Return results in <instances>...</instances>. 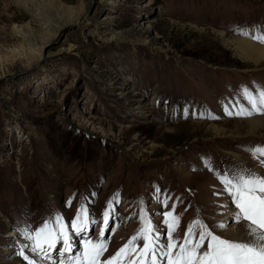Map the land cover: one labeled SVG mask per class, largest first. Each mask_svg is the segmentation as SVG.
Here are the masks:
<instances>
[{"label": "rangeland", "instance_id": "374dc122", "mask_svg": "<svg viewBox=\"0 0 264 264\" xmlns=\"http://www.w3.org/2000/svg\"><path fill=\"white\" fill-rule=\"evenodd\" d=\"M258 26L264 0H0V264H59L62 242L33 252L18 229L70 225L83 206L95 241L116 194L104 260L137 232L141 206L164 233L175 204L177 240L198 218L233 240L215 227L229 222L215 172L264 175L246 150L264 146L247 122L264 114H225L264 86V59L232 42L264 47L241 34Z\"/></svg>", "mask_w": 264, "mask_h": 264}, {"label": "snow or ice", "instance_id": "6c2138e0", "mask_svg": "<svg viewBox=\"0 0 264 264\" xmlns=\"http://www.w3.org/2000/svg\"><path fill=\"white\" fill-rule=\"evenodd\" d=\"M256 32L257 34H241L264 44V28L258 26ZM241 95L247 106L237 104L231 109L225 106L226 115L251 117L254 114H264V86H256L255 92L242 88ZM246 150L264 167V159H260L264 157V146ZM209 170L213 169L209 167ZM215 175L222 187L214 195L226 193L229 200L221 206L227 208L230 203L236 209L231 213L230 221L236 224L246 222V231L241 239L229 240L217 235L198 218L189 223L183 238L177 240L173 234L180 226L181 217L175 214V204L171 210L161 213L164 217V233H160L152 224L146 209L141 206L140 227L137 232L114 255L104 260L102 257L109 244L104 233L109 230V220L116 212L113 205L120 202L118 194L108 202L102 213L100 237L95 241L84 236L97 221L83 206L77 210L70 225L57 215L44 220L35 230L29 226L18 230L27 240L32 241L33 252L47 255L49 249H55L57 243L62 242V253L66 255V259L60 260L59 264H264V175L246 167L216 171ZM156 200L167 207L168 200L166 198L161 201L159 189ZM215 227L228 229L231 223L221 221ZM69 228L76 236L83 237L79 248H75ZM161 235L165 236V240H161ZM20 255L23 256V251ZM29 264L32 262L29 261Z\"/></svg>", "mask_w": 264, "mask_h": 264}, {"label": "bare ground", "instance_id": "6f19581e", "mask_svg": "<svg viewBox=\"0 0 264 264\" xmlns=\"http://www.w3.org/2000/svg\"><path fill=\"white\" fill-rule=\"evenodd\" d=\"M66 24V23H65ZM61 25H58V28ZM18 31L21 30V28H16ZM17 32V31H16ZM232 42L237 45V47L240 49L241 54L247 58H252L256 62L260 59H264V47L259 46L256 43L250 41V40H242V39H233ZM264 118L261 117H255L248 119V132L251 134L256 133L261 127H264ZM18 141H21V139H18ZM235 209L232 207H227V215L225 216V221H229L231 223V227L226 229V235L230 238H233V240L241 239L244 236L245 229L243 231V227L239 224H235L234 222L230 221L231 213L234 212ZM21 236L18 238L20 239ZM18 240V239H17ZM40 262L38 264H47L44 259L39 258Z\"/></svg>", "mask_w": 264, "mask_h": 264}]
</instances>
